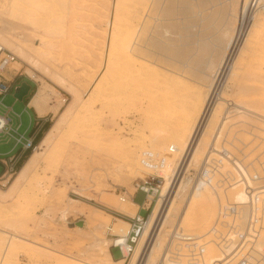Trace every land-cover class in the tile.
Segmentation results:
<instances>
[{"label": "rangeland", "instance_id": "1", "mask_svg": "<svg viewBox=\"0 0 264 264\" xmlns=\"http://www.w3.org/2000/svg\"><path fill=\"white\" fill-rule=\"evenodd\" d=\"M148 1L151 7L145 11L143 6L130 5L127 0H0V31L6 25L8 35L14 38L11 47L26 43L29 47L26 54L34 57V62L17 57L11 66L37 84L44 93V102L55 104L51 127L55 122L60 125L50 146H41V140L24 158L23 165L35 150L42 158L28 177L14 184L23 166L18 164L11 177L0 180V264L3 258L2 264H114L105 249L111 252L113 235L125 226L122 221L129 223L127 215L134 216L138 209L122 202L120 193L133 195L136 183L156 171L166 183L177 165L183 142L192 133L190 127L184 136L181 134L188 124L185 112L194 111L190 100L199 98L207 102L211 75L236 33L240 3ZM144 18H149L147 31L150 30L154 44L146 45L147 53H138L130 63L129 41L139 34ZM255 21L263 24L259 17ZM131 25L136 28L129 31L133 36L127 29ZM259 31V28L252 31L240 45V51L238 48L235 52L236 59L240 58L238 70L226 73L224 91L228 102L242 104L256 114H234L226 109L218 115L212 131L207 130L212 133L211 143L222 123L224 133L217 137L216 148L227 140L234 142L233 154L243 159L244 164L256 166L264 162V117L257 114L264 115V27ZM40 38H44L45 44H41ZM210 46H213L211 53ZM202 49L210 56L208 64L206 59L203 64L198 60L201 54H207ZM29 69L32 76L27 74ZM165 71L173 72L171 76L176 74L178 80L173 78L170 84ZM127 83L132 85L124 88ZM10 140L11 145L15 143ZM171 145L177 148L175 153L169 152ZM147 150L165 156L166 165L159 169L144 167L141 157ZM208 150L209 145H204L201 149L204 155H196L186 167L188 189L178 193L182 198L174 200L171 207L179 209V213L191 206L199 183L195 177L207 154H211ZM210 151L214 153L211 156L218 157L216 150ZM227 164L222 166L232 168L231 162ZM145 198L139 191L134 200L142 205ZM159 198L156 197L151 211L142 209L140 214L147 217ZM174 227L175 221H170L165 240L172 248ZM11 233L19 237L11 240ZM112 254L113 260L124 258L118 248H113ZM133 256L134 253L124 258L122 264H131ZM165 258L160 263L172 262Z\"/></svg>", "mask_w": 264, "mask_h": 264}, {"label": "bare ground", "instance_id": "2", "mask_svg": "<svg viewBox=\"0 0 264 264\" xmlns=\"http://www.w3.org/2000/svg\"><path fill=\"white\" fill-rule=\"evenodd\" d=\"M127 1L130 3V5L139 4V5L143 6L144 7L143 9H145V11H148L147 10L148 7H151L150 1H148V0H127ZM161 1L163 2V0H161ZM203 1H201V2L203 3ZM237 1H238V3H240V8H238L239 12H237L238 13V15H237L238 16V21H237V24H236V27H235L236 33L234 35H232V37L230 38L229 43L227 42L228 45L226 46L225 53L223 54V56H221V60L219 61V64L217 65L214 74L211 75L212 81L207 86V88H208V92H207V95H206L207 98H208L207 102L204 103V102L200 101L199 98H195V99H193V101L190 100V103H192V106L194 107V111L193 112H189V111L185 110L186 111L185 112V116L188 118V122H187L188 124L181 131L182 132L181 134L184 136V134L189 132L191 129H192L191 130L192 133L190 134L188 139L185 142H183V144L185 146L183 148V153H182L181 157L178 159L177 165L174 167V169L170 173V176L168 177V180L166 181V183H165V180H164V183L162 184V192L160 194V198L158 199L153 211L150 213V216H149V219L147 221V225H146L145 231H144L142 237L140 238V240L138 242V246H137V248H136V250L134 252V256H133L131 264H162V262L160 263V261H162V259L166 255V252L168 251V248L170 247L168 239H167V243H165V240L167 238L166 237V235H167L166 233L168 232L167 225H168V223L170 221H175V227L171 230L172 231L171 232V237H172L173 232L176 229H179L183 233L188 234V235H193L196 238H198V240L201 241L203 239L208 238L209 230L212 228V225H213V223H214V221L216 219V216H217V208H218V203L220 202V200H222L223 202H225V201H234L235 202V201L243 200L244 194H243V192H242V190L240 188H238L236 186L232 187V188H230V189H228L226 191L225 195H221V197H219L218 194L216 193L215 189L213 187H211V184H209L208 181L204 180V178L201 177L198 180L199 181L198 185L195 186L194 195L191 198L192 199L191 206H189L188 208H184V210L181 211L180 213H179V209H177V208L172 209L171 208L173 206L174 200H176L177 198H182V197L178 196L179 195L178 193H183L185 190L188 189V187L185 185L184 172L186 170V167L188 166V163H190V161L192 159H194V157L196 155H200V156L204 155V151L203 152L201 151V149L203 148L204 145H206V146L209 145L210 150H213V151H215V150L217 152L223 151V152H226V153L233 154L232 151H233V149L235 147V144H233L234 142L233 143L232 142H228V140H227L226 144L223 145L221 148H219V149L216 148V143L218 142L217 137L221 136L222 132L224 131L223 128H225V126H222V123L218 127V130L213 135L214 140L210 143L209 137L212 136L211 135L212 133L208 134L207 130H211L212 131V127L214 126L213 124L215 123L216 119H218L217 118L218 115L220 113H222L223 111H225L226 109H228L229 113L233 112L234 114L235 113H239L240 114V112L248 114V115H253L254 113L256 114V112L249 110L247 107L243 106L242 104L239 105L238 103L228 102L229 99H226L224 97V91L226 89L227 80H228V77L226 79V73L229 71V74L230 73L232 74V72H234V70L236 68H238L237 67V63H238V60L240 58L238 60L236 59V57L238 58V54L235 55V52L238 51V48H239V51H240V45L242 43L246 42V39H247L248 35L252 31H256L257 28H259V30H260L259 32H261L262 28L264 27V0H241V2L239 0H237ZM233 4H235V3H233ZM237 5L238 4H236V6ZM232 8H234V6ZM130 9H132V8H130ZM226 9H227V7H226ZM232 14L233 13L231 12V15ZM224 16L225 15H223L222 18ZM219 17H221V16H219ZM257 17L262 19L263 24H259L258 21H255ZM261 17H263V18H261ZM148 19L149 18H144V20L141 23L139 34L137 36L135 35V38L133 39V41L132 40L129 41V46H128L127 40H125L126 38H124V40L126 41L125 44H127L125 46L129 47L128 49H129V53L130 54L127 51L126 52H127V54H129V57H127V58H130V63H131L132 59H135L138 56L137 55L138 53L144 54L148 50L149 47L148 48H146V47L150 43L154 44V40L152 39V37H150V30L148 29L149 33L147 31V27H148V24H149V22H148L149 20ZM223 19H224V22H225V18H223ZM223 19H221V20H223ZM235 22H236V20H235ZM218 23L219 22H217V24ZM219 25H218V29L217 30H219V28H220ZM149 26H150V24H149ZM228 26H227V28H228ZM171 27H173V26H171ZM173 28H175V27H173ZM127 29H128V32H129L131 30H135L136 28L133 29L132 25H131V27L129 26V27H127ZM127 29H126V31H127ZM7 30H8V27H6V25H5L3 27V31H0V41H1L0 44L3 47L7 48V49L8 48L13 49L14 54L17 57H19L21 60L27 61V62L28 61L29 62H34V57L26 54V49L29 48V47H27L26 43L23 44V45L20 44L21 46L19 45V47L15 48V49L11 47V45H13L12 42H13L14 38L12 37L13 40H12V38H10V35H8L9 33H7ZM138 30H139V28H138ZM169 30L171 31V29H169ZM159 31H161V30H159ZM220 32L218 31V33H220ZM129 33L132 34L131 32H129ZM154 33H156V32H154ZM157 33H158V30H157ZM188 33L190 34V32H188ZM209 33H211V32H209ZM133 35L134 34H132V36ZM154 35H157V34H154ZM159 35H161L160 32H159ZM186 35H187V33H186ZM190 35H192V34H190ZM214 35H215V33H214ZM128 36H130V35L128 34ZM44 38H40L41 39V44H45ZM130 38H132V37H130ZM185 38H186V36H185ZM187 38H189V35H188ZM15 39H16V37H15ZM128 40H129V38H128ZM155 41L157 43V39ZM192 43H194V42H192ZM156 45H158V44H156ZM205 45L208 47L207 43ZM209 45H211V43H209ZM220 46H221V44H220ZM203 47L205 48V46H203ZM155 48L157 49V46ZM159 48H160V46H159ZM163 48L161 47L160 49H163ZM197 48H199V46ZM212 48H213V46L211 47L210 53L212 52ZM180 50H182V52H183V49H179L177 51H180ZM202 50H204V49H202ZM201 55H200L201 56L200 59H198L199 62L201 61V64H203L205 62V59H206L205 63H207V64L210 63V61H209L210 56L208 55V53L205 54L208 57V59L205 57L204 54H201ZM234 55H235V57H234ZM146 56H147V54L145 55V57ZM149 56H151V55H149ZM36 60H38V59H36ZM137 60H138V58H137ZM137 63H140V62H137ZM145 64H147L149 66L148 63L145 62ZM134 65H132V67H134ZM211 65L212 66L214 65V61H213V64H211ZM140 66H141V63H140ZM127 67H128V65H127ZM208 67H210V69H212L211 66H208ZM150 68H151L150 70H152V69L156 70V68H154V67H150ZM138 70L140 72V69H138ZM236 70H238V69H236ZM185 71H186V69H185ZM156 72H157V70H156ZM133 73H135V72H133ZM246 73H247V71H246ZM27 74L29 76H32V70L29 69ZM129 74L131 75L132 73H130V71H129ZM171 74L167 73V76H169V80L168 81H170V84L172 83V79L177 77V76H175L176 74L174 76H171ZM180 75H182V73ZM182 78L185 79V77H183V75H182ZM126 79H128V78H126ZM176 79L177 78H175V80ZM123 80H125V78H123ZM183 83H184V81H183ZM245 83H246V81H245ZM130 85H132V84L131 83L130 84L127 83L124 86V88H127ZM43 96H44V93L40 90L38 95L35 98V102L34 103L38 105L39 99L41 97H43ZM188 107H190V106H188ZM232 108L234 109L233 111L230 110ZM38 110H39V112L41 114L46 112V110L40 108L39 106H38ZM229 113H227V114H229ZM257 114L264 117V115H262L260 113H257ZM223 125H224V122H223ZM59 126L60 125H59L58 122L54 123V125L48 130V132L44 136L43 140L41 141V146L48 147V146H50V144H52L54 142L55 135H56V132L59 129ZM190 127H191V129H190ZM252 134H254V133H252ZM206 136H208V137L205 139ZM258 136L261 137L260 135H258ZM238 139L240 140L239 137H238ZM204 140H205V142H204ZM223 144H224V142H223ZM114 145H115V143H114ZM213 146H214V148H212ZM210 150H208V153H211V155H212L213 152L210 151ZM157 154L159 155V153H155V152L150 151V150L144 151L142 153V157H141L142 165L144 167L148 168V169H159L160 167L166 165V163L168 161H165V163L157 164V162L155 160ZM218 154L219 153H217V155ZM161 156H163V155H161ZM207 156H208V154H207ZM41 159L42 158H41L40 154L35 150L34 153L32 155H30L28 160L24 163V165L20 169V171L18 173V176L14 180V184H16L18 181L28 177L32 173V171H34L36 169V167L40 164ZM235 161L241 167H243V164L241 163L240 159L237 158ZM226 162L227 163L231 162V167H232V165H234V162H232V160L230 161V160L224 158L223 161H222L221 166L224 165V164L228 165ZM222 167H223V170L230 169V167H227V168H224V166H222ZM158 174H160V173H158ZM160 175L163 176L162 174H160ZM146 178H147V176L145 178H143V179H146ZM134 194H136V192ZM180 200H182V199H180ZM184 201H185V199L182 200V202H184ZM124 203H131L132 205L138 207V205L136 203H134V201L131 198L128 199ZM122 223H124L125 226L123 228H122V226H121V228H119V233L118 234L125 235L128 232L127 226L129 225V223L126 222V221H122ZM208 226H209V228L207 229V231H205V229ZM203 230L205 232L200 234V232H202ZM4 232H7V231L3 230V233ZM18 237L19 236L17 234H13V233L10 234V239L11 240L15 239V238H18ZM171 240H172V238H171ZM169 241H170V239H169ZM8 246H9V244H8ZM259 247H260V249L262 251H264V232L262 233V237H261V239L259 241ZM170 248H172V247H170ZM7 249H8V247H7ZM105 253H106L107 257H109V260L112 261L114 264H122L123 261H124V258H121V259H119L117 261L113 260V256H112L111 252L109 251V248L105 249ZM5 254H4V257H5ZM219 258H220V254L218 253L216 247L214 246L213 243H209L208 247H207V252L203 256L202 261H196V262H190L189 263L187 260H180V261H177V262H175V261L170 262L169 261L168 264H215V261L219 260ZM165 259H167V257ZM3 260H5V258L2 259V262H3ZM167 261H168V259H167ZM2 262H1V264H2ZM84 263L91 264L89 262H84Z\"/></svg>", "mask_w": 264, "mask_h": 264}, {"label": "built area", "instance_id": "3", "mask_svg": "<svg viewBox=\"0 0 264 264\" xmlns=\"http://www.w3.org/2000/svg\"><path fill=\"white\" fill-rule=\"evenodd\" d=\"M16 59L17 56L11 50L0 44V95L10 90L6 71ZM9 121V117L0 115V135L15 138L25 150L36 149L33 140L24 135L18 136L17 129L12 128ZM176 149L171 145L169 152L174 153ZM218 153V157L210 154L203 161L195 181L203 177L215 189L219 197L225 195L228 189L236 186L242 190L243 200L235 202L220 200L216 219L206 239L200 241L195 236L176 229L171 240L174 246L168 248L165 257L175 262L180 260H187L189 263L202 261L208 244L213 243L220 254L215 264H264V251L259 247V241L264 232V162L260 161L257 166L252 163L244 164V160L236 154L223 151ZM224 158L234 162L232 168L223 170L221 164ZM237 158L240 159L243 167L235 161ZM155 160L157 164L167 161L166 157L160 154H157ZM17 162L15 155L3 161L4 168L0 169V180L11 177L15 173ZM164 180L163 176L152 172L146 179L141 178L140 182L136 183V193L142 191L146 196L141 205L142 209L151 211L156 197H160ZM135 195L130 197V194L125 191L120 193V200L126 202L131 198L135 202ZM127 216L130 225L128 232L125 235L114 234L110 243V249L118 248L125 259L134 253L145 231L150 214L143 217L140 212H136L134 216Z\"/></svg>", "mask_w": 264, "mask_h": 264}, {"label": "crops", "instance_id": "4", "mask_svg": "<svg viewBox=\"0 0 264 264\" xmlns=\"http://www.w3.org/2000/svg\"><path fill=\"white\" fill-rule=\"evenodd\" d=\"M23 72L16 71V69L10 66L6 71V78L9 81L10 90L0 95V115L9 117V124L12 128L17 129V135H24L28 139L33 140V144L37 147L38 143L43 140L44 134L49 130L52 125V118L55 116V104L44 102V97L39 99L38 105L35 104V98L39 93L37 84L22 76ZM23 82H27L31 85V88L27 95L23 99L16 97V93L20 90ZM38 106L44 110L45 113L41 114L38 110ZM0 135V169L4 168L3 161L10 159L11 156H17L18 164H22L25 161V157L28 156L33 149H23L22 144H18L17 140L13 137H6L2 139ZM10 138L15 140V143L11 145ZM138 205L136 212L142 210L141 204ZM112 254V250H111ZM113 255V254H112Z\"/></svg>", "mask_w": 264, "mask_h": 264}, {"label": "water", "instance_id": "5", "mask_svg": "<svg viewBox=\"0 0 264 264\" xmlns=\"http://www.w3.org/2000/svg\"><path fill=\"white\" fill-rule=\"evenodd\" d=\"M30 88H31L30 84H28L27 82H23L20 90L16 93V97H18L20 100L23 99V97L28 94ZM79 225L82 226L83 223L80 222Z\"/></svg>", "mask_w": 264, "mask_h": 264}, {"label": "trees", "instance_id": "6", "mask_svg": "<svg viewBox=\"0 0 264 264\" xmlns=\"http://www.w3.org/2000/svg\"><path fill=\"white\" fill-rule=\"evenodd\" d=\"M28 156H29V154H28ZM28 156H27V157H28ZM21 165H23V162H22V164H21ZM21 165H20V166H21ZM21 167H22V166H21Z\"/></svg>", "mask_w": 264, "mask_h": 264}]
</instances>
